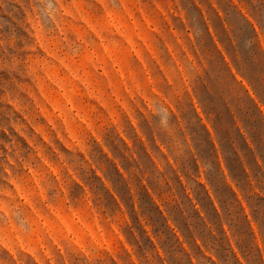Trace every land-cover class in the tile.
<instances>
[{"label": "rangeland", "instance_id": "rangeland-1", "mask_svg": "<svg viewBox=\"0 0 264 264\" xmlns=\"http://www.w3.org/2000/svg\"><path fill=\"white\" fill-rule=\"evenodd\" d=\"M0 264H264V0H0Z\"/></svg>", "mask_w": 264, "mask_h": 264}]
</instances>
